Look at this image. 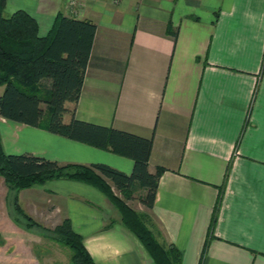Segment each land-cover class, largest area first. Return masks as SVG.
I'll list each match as a JSON object with an SVG mask.
<instances>
[{
	"label": "crops",
	"instance_id": "0c3cea01",
	"mask_svg": "<svg viewBox=\"0 0 264 264\" xmlns=\"http://www.w3.org/2000/svg\"><path fill=\"white\" fill-rule=\"evenodd\" d=\"M68 1L7 0L5 8L29 13L41 36L59 14L96 25L81 97L66 103L64 122L74 112L153 140L149 171L164 173L149 214L182 264H264V0H77L78 17ZM0 136L7 154L128 175L134 168L129 158L2 117ZM8 193L0 177V264H72L61 253L18 250L25 238ZM19 199L48 229L69 219L96 264H155L94 187L54 180Z\"/></svg>",
	"mask_w": 264,
	"mask_h": 264
},
{
	"label": "trees",
	"instance_id": "16d2710c",
	"mask_svg": "<svg viewBox=\"0 0 264 264\" xmlns=\"http://www.w3.org/2000/svg\"><path fill=\"white\" fill-rule=\"evenodd\" d=\"M6 5L7 0H0V87H4L0 117L134 162L130 175L106 164L60 165L32 154H7L0 136V177L8 188L12 220L25 229L40 230L45 238L67 247L72 264H96L69 219L48 229L23 210L19 199L21 191L54 180L85 183L111 200L122 224L136 236L155 264H182L180 251L162 239V232L149 214L164 173L163 168L155 173L149 171L153 140L77 120L74 112L71 122H64L66 103L77 104L81 97L96 25L59 14L51 31L41 36L34 17L24 10L5 15ZM137 189L145 190L139 199L146 212H138L127 203ZM207 246L206 243L205 249Z\"/></svg>",
	"mask_w": 264,
	"mask_h": 264
},
{
	"label": "rangeland",
	"instance_id": "374dc122",
	"mask_svg": "<svg viewBox=\"0 0 264 264\" xmlns=\"http://www.w3.org/2000/svg\"><path fill=\"white\" fill-rule=\"evenodd\" d=\"M140 194H141L140 189H137V191L135 192V196H133L132 199L127 200V203L129 206H131L133 209H135L138 212H146L145 207L142 206L140 202L139 199ZM9 212H10V216L13 215L14 211L11 207H9ZM18 227L20 228L19 229L20 234L25 238V240L20 241L21 244L18 243L19 245H16V247H18V250L22 249L21 250L22 252L32 253L37 256L61 253L63 255H66L67 260H70L71 251L67 247L61 246L51 241L50 239L45 238L40 230L37 229L29 230L21 226ZM9 247H14V245L8 246L7 248ZM1 251L5 252L6 247L2 246ZM66 259H64L65 260L64 262H66Z\"/></svg>",
	"mask_w": 264,
	"mask_h": 264
},
{
	"label": "built area",
	"instance_id": "2783aa9c",
	"mask_svg": "<svg viewBox=\"0 0 264 264\" xmlns=\"http://www.w3.org/2000/svg\"><path fill=\"white\" fill-rule=\"evenodd\" d=\"M70 14L74 17L79 16V11L77 9V0H69L68 1Z\"/></svg>",
	"mask_w": 264,
	"mask_h": 264
}]
</instances>
